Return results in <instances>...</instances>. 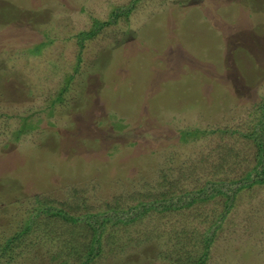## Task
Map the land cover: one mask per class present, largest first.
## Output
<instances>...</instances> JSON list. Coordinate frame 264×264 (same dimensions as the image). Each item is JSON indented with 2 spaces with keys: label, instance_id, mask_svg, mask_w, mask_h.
Here are the masks:
<instances>
[{
  "label": "rangeland",
  "instance_id": "obj_1",
  "mask_svg": "<svg viewBox=\"0 0 264 264\" xmlns=\"http://www.w3.org/2000/svg\"><path fill=\"white\" fill-rule=\"evenodd\" d=\"M263 107L264 0H0V264H192L224 198L150 203L241 176ZM31 112L36 129L15 135L26 118L11 116ZM43 203L152 213L108 225L93 257L83 222L41 213L13 236ZM222 221L208 263L264 264V184L237 193Z\"/></svg>",
  "mask_w": 264,
  "mask_h": 264
},
{
  "label": "trees",
  "instance_id": "obj_2",
  "mask_svg": "<svg viewBox=\"0 0 264 264\" xmlns=\"http://www.w3.org/2000/svg\"><path fill=\"white\" fill-rule=\"evenodd\" d=\"M133 6H134V2L132 1L128 3L127 9H119L118 12L114 13V16L116 17L119 14H126L127 12H129V10L132 9ZM93 34H94V29H92L91 31H85L84 33H80L79 37L83 39L85 37L87 38V37L93 36ZM80 44H82V41ZM30 109H32V107H30L28 110L30 111ZM262 111H263V116H262L263 119L259 120L256 127L251 129L252 130L251 133H244L246 136L253 137L254 143L257 146V150L255 154V164L253 165L251 164V166L249 165V167H248V164L247 165L245 164L247 168L246 170L243 171V173H241L242 174L241 176H239L238 178L232 177L229 180L228 179H221L217 181L208 180L203 185L198 187V189L203 190L199 192L200 196L198 194V196L196 197H189L190 191L197 192L196 190L198 189H196L197 187H195L190 190H183L182 193L179 194V196H175V195L168 196V195L163 194L165 195V197H163L162 195L161 197L163 198H158L156 199V201L154 200L152 202V205L150 203L148 210H153L152 212L154 213L155 212L160 213V212H164L168 210H171V211L179 210L182 208L184 209V211H186V209L190 208L191 206L196 207L197 205H202L206 201L211 200L212 198L218 195L224 198L222 202L224 203L225 210L223 211V213H221L218 216V219L214 224H211L208 227L204 228V231H203V235L206 233L208 236H211V237H208V236L205 237L204 240L202 239V241H204V243L208 247V250L207 252H204L203 250V253L197 256L195 261L192 260L193 262L192 264H209L208 263V258L210 254L209 249L215 241L217 230L220 228L225 214L231 209V207L234 204V199H235L236 194L241 192L243 188L246 189V188H251L254 185L256 186V185L264 184V107L262 108ZM2 115L5 116V114L0 113V116ZM33 116H35L34 113L29 114L27 116H23V115L11 116L13 118H20L23 120L26 118V120H24V123L20 127V129L16 131L15 135H20V134L22 136L27 135L28 133H31L33 130L36 129V123H32L31 121H29V119ZM7 118H9V116H7ZM219 132L222 133L223 130ZM244 161L242 163H244ZM208 164H209V159H207V162L204 164L200 163L199 172L201 173V168H205L206 166H208ZM221 164L222 163L217 165V167H222ZM176 168L177 169L173 170L172 172L174 171L177 172L179 168L178 167ZM179 170L183 171L181 169ZM189 171H191V169H189ZM189 179L191 178L189 177ZM171 183H174V181H171ZM140 195H141L140 193L135 194L133 195V198L135 199L136 203L143 204L144 200L140 199ZM36 200H37V197H36ZM116 203H113V207H112L113 209L107 208L106 210H104V212L98 211L96 213H84L81 216H73L72 214H69L66 211H64V209L58 208V206L57 207H55L54 205L46 206L43 203L41 205H38L37 207L35 206V208L28 213L29 215L28 216L26 215L27 217L24 220L23 229L18 231L17 233H14L13 236L18 237L20 235H23L25 232H27L30 229V225L35 224L36 226L39 216L42 215L41 213H45V216L48 215V216L56 217V218H64L66 221H70L73 224L77 222H83L84 225L92 227V229L96 233V238L94 242L91 243L90 245V248H92V252L89 253L91 256L95 257V255L100 254V251L102 252V249L100 247L101 246L100 236L105 232L108 225L114 226V225H118L119 223L124 225L130 222H133L134 219L136 218H140L143 214H144L143 216H145V213L146 214L152 213L149 211L145 212L146 209H142L143 208L142 205H138V204L136 205L135 203L132 205L129 203L130 205L126 208H120L118 204ZM133 208L137 209V211L136 212L132 211L131 209ZM198 208H201V207H198ZM34 217H36V223L34 221L35 220ZM212 228L214 229L212 230ZM13 239L14 238L11 236V238L4 241L5 246L2 248V251L8 252L7 248L11 247L10 243H11V240ZM161 247L162 245L159 246V248ZM93 257L91 259H93ZM190 261L191 260H189L188 263L186 264H191Z\"/></svg>",
  "mask_w": 264,
  "mask_h": 264
}]
</instances>
